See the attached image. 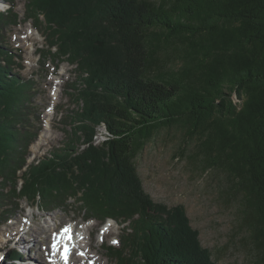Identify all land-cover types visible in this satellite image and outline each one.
I'll list each match as a JSON object with an SVG mask.
<instances>
[{
	"label": "trees",
	"instance_id": "1",
	"mask_svg": "<svg viewBox=\"0 0 264 264\" xmlns=\"http://www.w3.org/2000/svg\"><path fill=\"white\" fill-rule=\"evenodd\" d=\"M16 16L0 11V29ZM27 18L87 75L70 142L28 166L15 198L42 208L79 198L101 220H123L122 245L109 248L116 264H217L184 206L156 202L137 169L158 131L184 124L188 139L200 138L196 161L227 171L245 194L264 252V0H29ZM13 58L0 45L1 188L16 185L36 137L33 83ZM97 125L107 133L94 144Z\"/></svg>",
	"mask_w": 264,
	"mask_h": 264
},
{
	"label": "rangeland",
	"instance_id": "2",
	"mask_svg": "<svg viewBox=\"0 0 264 264\" xmlns=\"http://www.w3.org/2000/svg\"><path fill=\"white\" fill-rule=\"evenodd\" d=\"M8 2L0 0V11L6 15L17 14V22L2 26L0 45L13 53L18 76L33 83L31 101L28 103L31 112L28 128L31 136L36 133V137L27 146L25 165L14 175L16 185L11 182L9 186L0 187L3 196L12 189L9 197L0 202V264H31L25 261L43 264L39 257L41 248H45L46 242L52 246L54 236L66 225H77L78 235L96 228L93 233L95 248L88 250L85 248L87 244H83L86 252L91 251V260L85 262L81 257L79 264H116L109 248L122 245L126 225L123 220H101L100 213H88L79 198L68 201L56 197L48 199L49 203L43 209L42 205L14 197V187L19 192L24 182L23 173L28 166L70 142L77 123L76 113L80 112L84 103L77 100L78 91L85 87L83 77L87 73L82 74L78 65L67 57L58 56L59 45H50L43 30L34 25L33 18H27L29 0ZM43 17L40 16V19L43 20ZM171 50L169 53L173 56L169 63L180 65L182 55ZM233 99L238 101L235 95ZM96 130L98 136L93 137L94 144L104 140L107 133L102 125H97ZM186 131L184 124L164 128L141 151L136 164L144 190L156 202L170 208L184 206L191 226L199 231L200 242L211 249L212 258L217 264H264L263 249L255 241L253 230L246 220L245 194L236 189L235 181L227 171L215 167L203 168L196 161L200 138L188 139ZM84 147L83 144L81 149ZM89 214L92 216L88 217ZM31 225L36 226L39 234L23 235L22 230ZM45 226L51 230L42 233ZM16 232L27 238L37 237L41 243L40 249H34L33 243L28 242V245L21 247V236ZM14 251L20 256L14 258ZM75 251L72 250L73 253ZM46 256L48 262L49 254ZM99 258L101 262L97 263ZM47 262L44 264H49Z\"/></svg>",
	"mask_w": 264,
	"mask_h": 264
},
{
	"label": "bare ground",
	"instance_id": "3",
	"mask_svg": "<svg viewBox=\"0 0 264 264\" xmlns=\"http://www.w3.org/2000/svg\"><path fill=\"white\" fill-rule=\"evenodd\" d=\"M0 7H1V3H0ZM34 217V216H33ZM37 217V216H36ZM72 229H73V227H72ZM96 229V228H95ZM95 229H88V231L90 230V232L88 233V232H86V233H84V232H81L80 234L81 235H79V237H77L76 235L73 237V241L71 242V249H70V253H71V251L73 250V249H75L77 252H80V254H77V252L75 251V253H73L72 255H71V261H70V263L68 262V264H79V261H80V259H81V257H82V260L83 261H85L86 262V260H88V261H90L91 260V257L92 256H90V253H91V251H85V249H84V247H83V244L81 243V242H83V243H86L87 244V247H85L86 249H94L95 248V244H96V241H95V236H93V233H95ZM51 229L47 226H45L44 227V230L42 231V233H47L48 231H50ZM74 230V229H73ZM39 230L36 228V226H34V225H31L30 227H25L24 228V230H22V233H23V235H24V233L26 234V235H34L35 233L36 234H39V232H38ZM110 231V230H109ZM59 234H62L63 236H64V232L61 230V231H59L58 232V234H57V236H56V239H54L55 241H57L58 243H59V245H62L63 244V239H62V237L63 236H61V238H59L58 237V235ZM12 235H14V234H12ZM16 235H20L21 236V234L20 233H17L16 232ZM21 236L20 238H19V241H21L20 242V246L21 247H24L25 245H28V243H33V248L34 249H40V245H41V243H40V241L38 240V238L37 237H30V238H27L26 236ZM24 237H26V239H24ZM48 240V239H47ZM88 240V241H87ZM26 242V243H25ZM28 242V243H27ZM46 246H45V248H41L42 250L40 251V256L39 257H41V260H40V262L41 263H46L47 261H46V255H47V251H48V254L50 255V253H49V247H50V245H49V243H44ZM52 244V243H51ZM53 246V245H52ZM51 246V247H52ZM62 249V247H60L59 248V251ZM56 248L55 247H53V251L54 252H56ZM97 252V251H96ZM59 253V252H58ZM81 253H83V255H81ZM102 253H100V255H101ZM23 257V256H22ZM100 257V256H99ZM50 258V257H49ZM54 258H56V256H54ZM23 259V258H22ZM40 259V258H39ZM48 259V258H47ZM16 261V260H15ZM25 261V260H24ZM46 261V262H45ZM96 262L98 263V262H101V260H100V258L98 259V260H96ZM95 262V263H96ZM25 263H31V264H33L32 262H28V261H25ZM48 263V262H47ZM84 263V262H83ZM52 264H59L58 263V261L56 262V263H54V262H52ZM84 264H86V263H84ZM93 264V263H92Z\"/></svg>",
	"mask_w": 264,
	"mask_h": 264
},
{
	"label": "snow or ice",
	"instance_id": "4",
	"mask_svg": "<svg viewBox=\"0 0 264 264\" xmlns=\"http://www.w3.org/2000/svg\"><path fill=\"white\" fill-rule=\"evenodd\" d=\"M62 231L67 234L69 240L72 239L73 229L71 225H66L65 227H63ZM114 243H116V241H114ZM69 255L70 249L68 247H65V249L63 250V259L65 261V264H68ZM81 255H83V253H81ZM0 259H2V257H0Z\"/></svg>",
	"mask_w": 264,
	"mask_h": 264
}]
</instances>
